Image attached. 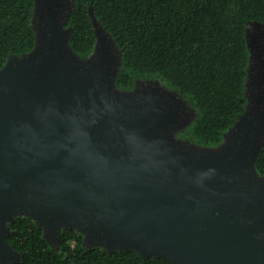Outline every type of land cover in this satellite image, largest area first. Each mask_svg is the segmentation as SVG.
I'll list each match as a JSON object with an SVG mask.
<instances>
[{
	"label": "water",
	"instance_id": "water-1",
	"mask_svg": "<svg viewBox=\"0 0 264 264\" xmlns=\"http://www.w3.org/2000/svg\"><path fill=\"white\" fill-rule=\"evenodd\" d=\"M74 9L35 0V47L0 69V264L21 258L9 242L19 216L58 250L70 228L109 254L264 264V23L247 29L246 110L205 146L176 136L198 115L177 89L118 87L122 50L92 7L95 48L73 49Z\"/></svg>",
	"mask_w": 264,
	"mask_h": 264
},
{
	"label": "trees",
	"instance_id": "trees-1",
	"mask_svg": "<svg viewBox=\"0 0 264 264\" xmlns=\"http://www.w3.org/2000/svg\"><path fill=\"white\" fill-rule=\"evenodd\" d=\"M68 26L71 44L83 57L97 42L90 13L110 31L122 50L117 85L129 90L137 79L159 78L177 89L198 111L181 137L216 146L246 110L245 81L251 22L264 23V0H74ZM35 0H0V69L11 55L36 45L32 17ZM264 175V146L257 160ZM9 242L21 253L14 264H174L163 258L145 259L137 251L109 254L86 248L84 237L66 228L60 249L28 216L11 224Z\"/></svg>",
	"mask_w": 264,
	"mask_h": 264
},
{
	"label": "rangeland",
	"instance_id": "rangeland-1",
	"mask_svg": "<svg viewBox=\"0 0 264 264\" xmlns=\"http://www.w3.org/2000/svg\"><path fill=\"white\" fill-rule=\"evenodd\" d=\"M104 26V25H103ZM106 29V28H105ZM107 30V29H106ZM108 31V30H107ZM159 78H150V79H141V78H139V79H137V81H136V85H135V87L137 86V85H141L142 83H147V81H156V80H158ZM162 83H164L166 86H169V85H167L164 81H162ZM134 87V88H135ZM171 89L172 88H174V87H171V86H169ZM134 88H132V89H134ZM129 90H131V89H129ZM178 91V90H177ZM193 106V105H192ZM194 109H195V117H196V115L198 114V111H197V109L195 108V107H193ZM193 116H194V114H193ZM194 120V119H193ZM187 129V128H186ZM186 129H183V130H181V131H179V132H177V138H180V139H183V140H190L191 142H194V141H192L191 139H189V138H185V137H181V133L184 131V130H186ZM197 143V142H196Z\"/></svg>",
	"mask_w": 264,
	"mask_h": 264
}]
</instances>
